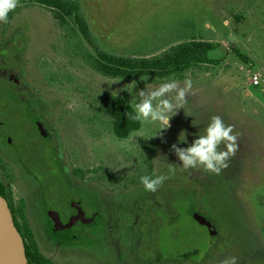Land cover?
<instances>
[{
	"label": "rangeland",
	"instance_id": "1",
	"mask_svg": "<svg viewBox=\"0 0 264 264\" xmlns=\"http://www.w3.org/2000/svg\"><path fill=\"white\" fill-rule=\"evenodd\" d=\"M77 1L93 38L111 56L162 58L192 43L210 51L201 55L205 63L182 73L109 85L119 79L97 72L92 48L73 24L60 27L47 6L19 0L8 23H0V62L43 125L55 156L50 169L64 183L68 208L74 213L72 204L80 203L88 219L71 236L57 235L46 220L60 213L55 207L67 206L65 197L44 191V208L36 201L40 191L12 192L15 210L20 202L37 203L36 214L26 203L23 211L42 256L52 264H219L229 256L238 264H264V0ZM186 77L194 95L162 137H152L159 127L152 122L126 139L113 135L105 108L114 99L134 108L139 90L167 78L182 85ZM130 83L133 90H122ZM213 115L239 133L229 167L214 175L177 166L157 191H145L140 177L179 165L171 145L188 147ZM181 131L187 143L178 142ZM8 146H0L3 183L39 185L6 158L5 152L15 155ZM32 214L42 220L39 228Z\"/></svg>",
	"mask_w": 264,
	"mask_h": 264
},
{
	"label": "clouds",
	"instance_id": "2",
	"mask_svg": "<svg viewBox=\"0 0 264 264\" xmlns=\"http://www.w3.org/2000/svg\"><path fill=\"white\" fill-rule=\"evenodd\" d=\"M19 4V0H0V23H8V15L14 11ZM119 80L107 82L109 85L118 83ZM135 87V83L124 85L122 90L128 91ZM193 82L190 77H186L181 82L175 78H167L165 82L151 91L144 89L138 91V102L134 105V114L129 115V119L138 122L158 123L159 127L155 132V137H162V130L170 128V119L177 114V110L184 109L188 103V97L192 93ZM119 91V90H117ZM115 95L117 94L114 91ZM71 107V105H69ZM198 123H193L196 126ZM150 137V138H152ZM239 133H234L232 125L225 124L224 120L213 115L210 122L204 127L202 132L197 133L188 147H178L171 145V150L180 161V164L168 163L167 172L156 176L144 175L140 177V183L145 191L155 192L162 184L171 179L177 171V166L181 171H204L214 175H220L229 167L230 161L239 151ZM179 143H187L186 133L181 131L178 137ZM219 264H238L235 256L225 257Z\"/></svg>",
	"mask_w": 264,
	"mask_h": 264
},
{
	"label": "trees",
	"instance_id": "3",
	"mask_svg": "<svg viewBox=\"0 0 264 264\" xmlns=\"http://www.w3.org/2000/svg\"><path fill=\"white\" fill-rule=\"evenodd\" d=\"M33 2L47 6L55 11L54 18L60 27L73 24L78 35L92 48L95 54V68L104 77L111 79H133L145 75H158L169 77L182 73L192 66L205 63L201 58L207 54L210 48L206 44L192 43L178 46L162 58H123L111 56L103 51L93 38L86 19L77 0H32ZM107 116L111 120L113 135L117 139H126L130 134L137 132L142 127V122L129 119L134 114V108L124 100L114 99L105 108ZM13 196L12 191H9ZM7 190L0 180V195L7 200ZM24 203L20 202L15 210L10 205L14 224L20 233L25 247L27 264H52L45 259L37 247L35 236L24 214Z\"/></svg>",
	"mask_w": 264,
	"mask_h": 264
},
{
	"label": "flooded vegetation",
	"instance_id": "4",
	"mask_svg": "<svg viewBox=\"0 0 264 264\" xmlns=\"http://www.w3.org/2000/svg\"><path fill=\"white\" fill-rule=\"evenodd\" d=\"M8 70L7 66L0 62V146L6 148L5 144H8L10 146H8L9 150H11V148L15 150V155H10L5 152L6 158L12 160L14 164L22 165L28 169L29 174L33 175V180L39 183V185L34 183V187L30 188L27 183H23L22 181L20 183L25 185L21 188L20 185L16 183H9V185H6L0 178L7 190L6 195L9 208L10 205L14 207L12 202L9 201V196L11 197L9 193L10 190L16 194V192H24V189L25 192H28L29 194V191L34 192L36 189L38 190V193L39 191L41 192L40 196L42 198L39 199L38 196V199H36L37 203L39 206L42 205V207L45 206L46 208L47 206L45 202H43V200H47L44 198V191L50 190L52 195H56L59 198L61 196L62 198L65 197L67 199V206L65 208L64 206L62 207V205L55 207L54 212L55 210L58 211L60 209V213H53L50 218L46 220V224L51 226V223H53L57 235L65 233L68 234V236H71V228L73 232H75V230L81 227L83 223L88 222V219L86 218L87 216L80 203L72 204V210H74V213L68 208V204L70 205L72 201L66 196L68 194L64 192V183L55 171L52 170L51 172L50 169V165L54 164L55 156L51 151L49 138L42 127V123L35 114H33L34 110L29 109L26 104L20 101L15 90L16 87L12 80V75ZM48 197L51 198V196ZM36 201H34V203L33 201L30 202V200L28 203L25 202L28 212L36 214ZM32 207L33 209H31ZM44 212H46V210L43 211V213ZM56 215L57 218H54ZM30 217L32 222L35 221V227L39 228L42 220L40 219L39 222L37 220L36 223L34 215L33 217L30 215ZM26 218L27 220L29 219L27 216ZM62 226L64 228L70 226V230L67 231L64 228L60 230L59 228Z\"/></svg>",
	"mask_w": 264,
	"mask_h": 264
},
{
	"label": "water",
	"instance_id": "5",
	"mask_svg": "<svg viewBox=\"0 0 264 264\" xmlns=\"http://www.w3.org/2000/svg\"><path fill=\"white\" fill-rule=\"evenodd\" d=\"M201 222V221H200ZM62 226L59 229H67ZM58 228V227H57ZM0 264H27L23 239L7 200L0 195Z\"/></svg>",
	"mask_w": 264,
	"mask_h": 264
},
{
	"label": "built area",
	"instance_id": "6",
	"mask_svg": "<svg viewBox=\"0 0 264 264\" xmlns=\"http://www.w3.org/2000/svg\"><path fill=\"white\" fill-rule=\"evenodd\" d=\"M253 84H254V85H257V84H258L257 77H254V79H253Z\"/></svg>",
	"mask_w": 264,
	"mask_h": 264
},
{
	"label": "crops",
	"instance_id": "7",
	"mask_svg": "<svg viewBox=\"0 0 264 264\" xmlns=\"http://www.w3.org/2000/svg\"><path fill=\"white\" fill-rule=\"evenodd\" d=\"M25 204V203H24ZM25 206H26V204H25Z\"/></svg>",
	"mask_w": 264,
	"mask_h": 264
}]
</instances>
